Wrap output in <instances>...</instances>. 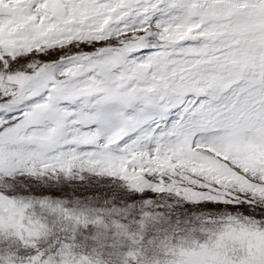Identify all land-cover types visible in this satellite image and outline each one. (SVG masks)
Segmentation results:
<instances>
[{
	"label": "snow or ice",
	"instance_id": "6c2138e0",
	"mask_svg": "<svg viewBox=\"0 0 264 264\" xmlns=\"http://www.w3.org/2000/svg\"><path fill=\"white\" fill-rule=\"evenodd\" d=\"M0 264H264V0H0Z\"/></svg>",
	"mask_w": 264,
	"mask_h": 264
}]
</instances>
